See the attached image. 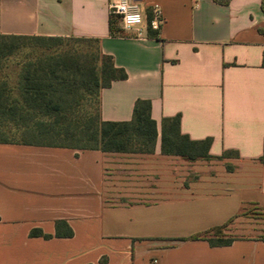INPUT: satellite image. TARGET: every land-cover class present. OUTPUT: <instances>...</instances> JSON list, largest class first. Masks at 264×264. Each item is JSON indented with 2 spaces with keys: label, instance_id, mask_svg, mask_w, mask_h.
I'll list each match as a JSON object with an SVG mask.
<instances>
[{
  "label": "crops",
  "instance_id": "crops-1",
  "mask_svg": "<svg viewBox=\"0 0 264 264\" xmlns=\"http://www.w3.org/2000/svg\"><path fill=\"white\" fill-rule=\"evenodd\" d=\"M138 2L146 21L160 6L158 37L112 32L108 0H0V34L99 39L127 73L102 90V119L150 100L159 131L149 155L0 143V264H264L259 216L236 218L229 246L188 240L249 206L264 214L262 0ZM176 116L212 156L239 158L163 155Z\"/></svg>",
  "mask_w": 264,
  "mask_h": 264
},
{
  "label": "trees",
  "instance_id": "trees-1",
  "mask_svg": "<svg viewBox=\"0 0 264 264\" xmlns=\"http://www.w3.org/2000/svg\"><path fill=\"white\" fill-rule=\"evenodd\" d=\"M214 1L228 5L231 0ZM110 25L112 32L120 30V18L111 15ZM259 31L264 34V27ZM125 79L126 71L102 52L99 39L0 34V143L153 154L159 131L150 100L135 103L130 121L102 119V90ZM211 145V138L191 140L182 134L180 116L163 119V155L191 163L239 158L236 151L212 156ZM246 215L244 208L225 224L188 240L207 241L212 247L229 246L242 238L230 233V225ZM72 234L70 230L69 236ZM260 239L264 241V236Z\"/></svg>",
  "mask_w": 264,
  "mask_h": 264
},
{
  "label": "built area",
  "instance_id": "built-area-1",
  "mask_svg": "<svg viewBox=\"0 0 264 264\" xmlns=\"http://www.w3.org/2000/svg\"><path fill=\"white\" fill-rule=\"evenodd\" d=\"M109 1V10L111 15L118 16L120 18L122 27H123V21H124V14L117 15V6L118 5H126L127 7V13L128 14H136L138 13L141 18L142 22L138 24L131 25L126 31L135 30L138 33V36L141 37L144 34V31H152L156 34V37H158L164 23L165 19L162 13V10L160 6H154L151 10L150 16L148 20L146 21V18L144 16L142 7L138 0H108ZM156 21L158 27L153 28V21ZM125 30V28L123 27Z\"/></svg>",
  "mask_w": 264,
  "mask_h": 264
},
{
  "label": "clouds",
  "instance_id": "clouds-1",
  "mask_svg": "<svg viewBox=\"0 0 264 264\" xmlns=\"http://www.w3.org/2000/svg\"><path fill=\"white\" fill-rule=\"evenodd\" d=\"M124 14V21H123V27L125 30H127L131 25L133 24H138L142 22L141 16L136 13V14H128L127 13V7L126 5H118L117 6V15ZM158 25L156 21H153V28H157Z\"/></svg>",
  "mask_w": 264,
  "mask_h": 264
},
{
  "label": "rangeland",
  "instance_id": "rangeland-1",
  "mask_svg": "<svg viewBox=\"0 0 264 264\" xmlns=\"http://www.w3.org/2000/svg\"><path fill=\"white\" fill-rule=\"evenodd\" d=\"M90 46H93L92 44H88ZM246 212H247V215L244 216V218L246 217H250V218H253V217H261V218H264V214L258 210L256 207H253V206H249L246 208ZM241 235V234H239Z\"/></svg>",
  "mask_w": 264,
  "mask_h": 264
}]
</instances>
